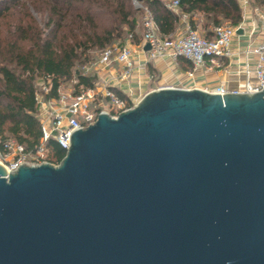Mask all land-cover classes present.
<instances>
[{"label": "water", "instance_id": "obj_1", "mask_svg": "<svg viewBox=\"0 0 264 264\" xmlns=\"http://www.w3.org/2000/svg\"><path fill=\"white\" fill-rule=\"evenodd\" d=\"M0 264H264V87L152 89L0 163Z\"/></svg>", "mask_w": 264, "mask_h": 264}, {"label": "trees", "instance_id": "obj_2", "mask_svg": "<svg viewBox=\"0 0 264 264\" xmlns=\"http://www.w3.org/2000/svg\"><path fill=\"white\" fill-rule=\"evenodd\" d=\"M46 5L44 33L37 24L28 21L26 6L35 0H0V147L13 140L34 150L41 138L38 106L35 94L37 80L48 84L45 99L57 98L60 84L74 80V92L83 87H93L97 82L94 70L84 73L96 59L90 51H100L120 37L132 34V42L139 43L141 35L129 0H41ZM148 8L158 34L166 37L178 23L179 16L167 10L160 0H139ZM251 5L264 9V0H249ZM180 12L188 14L191 27L212 37L211 28L222 22L237 25L242 11L237 0H179ZM20 9V18L11 28V15ZM104 10L111 18V25L102 26L96 21L97 10ZM201 13L200 25L194 14ZM100 53V52H99ZM184 68L192 67L190 61L178 56ZM76 64L82 65L79 69ZM49 81V82H47ZM119 96L123 94L115 90ZM131 104V103H129ZM49 157L59 163L64 150L53 139L46 143Z\"/></svg>", "mask_w": 264, "mask_h": 264}, {"label": "built area", "instance_id": "obj_3", "mask_svg": "<svg viewBox=\"0 0 264 264\" xmlns=\"http://www.w3.org/2000/svg\"><path fill=\"white\" fill-rule=\"evenodd\" d=\"M169 11L177 14L179 20L175 30L161 37L156 29L150 11L144 6V17L141 22L142 36L139 43L135 44L143 53L144 61L139 66L144 69L147 64L156 58L168 56L176 59L178 56L190 61L192 68L204 64L209 59L216 66L220 65V58H229L232 55L230 42L237 29L244 30L245 16H249V28L247 34L251 38L245 50L247 60L243 68L246 79L237 84L233 89H226L218 85L207 91L223 93L257 92L264 87V10L251 5L249 0H237L242 11V20L237 25L221 23L211 28L212 37L207 38L190 24L189 15L180 12L179 0H160ZM135 7H142L138 0H132ZM247 19V18H246ZM148 43L149 49L144 45ZM134 43L132 34H127L121 43L104 47L97 59L90 65L83 67L84 73L91 68L97 75V82L93 87L79 88V90L67 95H58L57 98L45 99L43 93L48 91L47 84H41L35 94L38 106V117L41 128V138L34 150H26L21 144L13 140L3 143L0 147V163L7 172L15 171L20 164L30 166L49 162L45 158L47 141L53 139L64 150V155L69 147L70 133L75 129L93 123L99 112H106L112 117L124 111L134 104L125 97L119 96L109 86V77L105 69L116 62L120 65L118 79H126L134 68L132 54ZM170 86L156 85L153 89ZM174 87V86H172ZM59 93V90H58ZM131 103V104H129ZM63 155V156H64Z\"/></svg>", "mask_w": 264, "mask_h": 264}, {"label": "crops", "instance_id": "obj_4", "mask_svg": "<svg viewBox=\"0 0 264 264\" xmlns=\"http://www.w3.org/2000/svg\"><path fill=\"white\" fill-rule=\"evenodd\" d=\"M249 16L247 12L244 30L234 35L230 42L232 55L229 58H220V65L216 66L205 59L203 65L196 68L186 69L185 64L178 63L177 59L168 56L159 57L149 62L144 69L139 66L144 61V53L133 45L132 60L134 68L126 79L117 78L120 65L112 62L105 69L109 77V86L115 92L119 91L127 100L135 104L141 97L152 90L156 85H170L184 88L213 89L218 85H223L226 89H233L238 83L246 79L243 72L245 61L247 60L246 48L252 37H249ZM204 34V31H201ZM142 36V35H141ZM141 40V39H140Z\"/></svg>", "mask_w": 264, "mask_h": 264}, {"label": "rangeland", "instance_id": "obj_5", "mask_svg": "<svg viewBox=\"0 0 264 264\" xmlns=\"http://www.w3.org/2000/svg\"><path fill=\"white\" fill-rule=\"evenodd\" d=\"M36 4H29L28 6H26L25 8V11H21V12H25V15H26V18L28 19V21L30 22H33L35 24H37V26H39V28L44 32L46 33L48 31V27L46 26V23H47V17H46V5H44L42 3L41 0H35ZM140 4L142 5V7H135V5L132 3V0H129V3L133 9V15L135 16L136 18V21H137V24L138 26L136 27V31L139 35H141L142 33V26H141V22H142V19L144 17V4L143 2L139 1ZM264 10V9H262ZM20 9H17L15 11H13V14L11 15V28L12 27H15L17 22L19 21V18H20ZM96 21L98 24L102 25V26H109L111 25V18L109 17V15L104 11V10H97L96 12ZM194 18H195V21L198 22V25H200L203 21V16L201 13H195L194 14ZM224 23V22H222ZM199 33H201V30L198 29ZM125 31H123V34L122 36L120 37V39H117L115 41H113L111 44H117V43H121L124 38L126 37ZM99 52H100V49H95V50H92L90 51V57L93 59H95L96 57H98L99 55ZM82 67V65L80 64H76V68L80 69ZM93 70L92 68L90 69V71ZM49 82V81H47ZM46 84L45 81H43V79H38L37 80V86H38V89H40V85L41 84ZM75 81L72 79V80H66V81H63L61 84H60V87H59V94L60 95H67V94H72L74 92V85ZM48 85V84H47ZM46 157H49V153H45V158Z\"/></svg>", "mask_w": 264, "mask_h": 264}]
</instances>
